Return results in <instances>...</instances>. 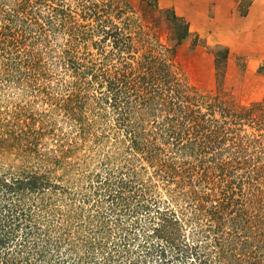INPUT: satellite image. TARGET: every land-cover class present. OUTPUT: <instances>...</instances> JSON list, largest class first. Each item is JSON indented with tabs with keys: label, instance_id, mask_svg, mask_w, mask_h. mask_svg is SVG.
<instances>
[{
	"label": "rangeland",
	"instance_id": "rangeland-1",
	"mask_svg": "<svg viewBox=\"0 0 264 264\" xmlns=\"http://www.w3.org/2000/svg\"><path fill=\"white\" fill-rule=\"evenodd\" d=\"M21 1L0 0V171L47 173L56 185L38 195L43 199L27 194L29 204L43 202L51 210L36 209L32 222L17 226L16 241L33 231L25 251L35 242L44 250V256H28L30 260L35 264H223L215 251L205 247L207 239L197 241L194 224L181 213L186 202L172 188L182 176L170 178L176 181L170 184L155 172L156 166L128 151L131 141L116 134L115 116L101 111L95 101L100 89L85 90L86 77L78 65H90L91 59L97 62L103 48L111 49V38L101 41L105 36L101 21L109 17L132 33L139 56L154 47L161 49L159 44L169 56L168 48L175 47L174 61L189 85L206 100L217 99L239 111L264 97V0H256L247 14L238 9L237 0H29L26 6L14 5ZM98 12L103 15L97 16ZM174 13L189 23V34L180 42L170 28ZM23 19L34 23L27 32L18 30ZM216 114L222 116L221 111ZM169 116L163 110L150 126L160 122L162 128H169ZM226 119L228 126H240L233 112ZM243 127L257 132L249 122ZM183 158L189 161L185 167L193 166L194 184L205 182L202 173L209 162L187 156L180 158V165ZM130 170L135 171L133 179L127 187L124 183L121 196H115L109 184L131 178L124 175ZM218 177L232 184L237 175ZM220 180L211 178L200 187L218 194ZM260 181L255 185L258 191L248 182L243 191L264 192ZM144 196L158 200L149 212L138 208ZM167 206L180 219L175 227H162L166 220L161 212ZM137 208V215L128 211ZM152 216L155 224L149 221ZM197 242L204 248L193 254L189 246Z\"/></svg>",
	"mask_w": 264,
	"mask_h": 264
},
{
	"label": "trees",
	"instance_id": "trees-1",
	"mask_svg": "<svg viewBox=\"0 0 264 264\" xmlns=\"http://www.w3.org/2000/svg\"><path fill=\"white\" fill-rule=\"evenodd\" d=\"M26 1L29 2L22 0L14 5L20 8L26 6ZM237 1L241 13L247 14L256 0ZM91 10H94L93 13L96 11ZM99 10L108 11L106 8ZM14 15L9 13L13 22L16 19ZM32 24L23 19L18 30L27 32ZM101 27L105 34L101 41L111 38L112 47L109 50L103 48L101 60L94 62L91 59V64L85 67L78 65L79 73L86 77L83 82L85 90L100 89L95 101L101 111L112 112L115 116L116 134L122 135L123 140L131 141L128 151L136 155L139 153V159L145 158L156 166L155 172L170 184L176 182L170 178L182 176L172 190L177 198L186 202L181 213L188 223L194 224L193 234L198 236L197 241L199 238L207 239L205 247L212 253L215 251L217 259L223 264H264V192H254L259 190V186H255L259 179L260 183H264V132H261L264 129V97L239 111L233 106H225L220 100H206V96L195 91L178 71L174 61L175 47L168 48L169 56L161 50L162 44H159L161 49L154 47L139 56L133 43L134 36L126 33L124 26L107 17L101 21ZM170 28L173 38L179 42L189 34V23L176 13L170 19ZM163 110L169 112L172 125L162 128L159 122L160 125H155L157 129L152 128L150 124L156 123ZM218 111L222 114L220 118L216 114ZM232 112L238 119L236 124H240L236 128L228 126L226 119ZM246 122L257 132L245 131L243 126ZM162 143L166 146H161ZM187 156H195L202 164L209 162L202 179L208 183L211 178H221V186L217 184L218 194L202 189L201 183H205L202 180L194 184L193 166H184L188 159L183 158L179 164L180 158ZM220 174L237 177L230 184L224 181L225 178L218 177ZM124 175L131 178L109 184L115 196H121L124 183L127 187L135 171L130 170ZM235 180L239 181V190ZM246 182L255 186L253 194L243 191ZM114 184L120 188H115ZM51 187L56 185L47 173L34 171L16 175L0 171V195L4 200L0 205V264H35L28 256H44L38 242L25 251L33 231H28L22 241H16L17 226L22 222H32L36 209L51 211L43 202L41 205L35 202L29 204L26 199L29 192L43 199L38 195ZM157 203L155 197L145 199L144 196L138 208L149 212ZM138 208L128 211L137 215ZM161 213L166 220L162 227L179 224L180 219L173 208ZM154 217H149L153 224ZM136 222L143 227L140 220ZM189 248L193 254H198L204 245L197 242Z\"/></svg>",
	"mask_w": 264,
	"mask_h": 264
}]
</instances>
